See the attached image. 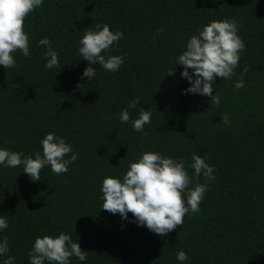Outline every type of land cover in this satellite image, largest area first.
<instances>
[{"label":"trees","instance_id":"16d2710c","mask_svg":"<svg viewBox=\"0 0 264 264\" xmlns=\"http://www.w3.org/2000/svg\"><path fill=\"white\" fill-rule=\"evenodd\" d=\"M223 19L237 22L245 50L231 79H215L212 94L221 98L215 107L209 96L185 94L189 81L176 59L198 29ZM96 24L123 32L102 54L124 62L114 73L94 64L96 76L88 80L77 50ZM24 31L30 56L17 51L15 67L0 66V148L33 155L51 132L79 158L59 176L45 166L39 181L23 166L0 165V216L8 218L0 240L7 237L14 264H29L36 237L60 232L88 252L70 264H264V0H43ZM44 37L60 69L44 67L46 49L38 43ZM137 97V107L128 108ZM125 108L131 119L140 108L152 113L146 136L120 121ZM225 112L228 125L220 120ZM147 151L183 158L190 176L194 153L215 168L200 212L166 236L138 226L131 213L123 219L101 208L102 180L122 179ZM179 251L189 259L178 261Z\"/></svg>","mask_w":264,"mask_h":264},{"label":"clouds","instance_id":"9594fccd","mask_svg":"<svg viewBox=\"0 0 264 264\" xmlns=\"http://www.w3.org/2000/svg\"><path fill=\"white\" fill-rule=\"evenodd\" d=\"M42 4L43 0H0V66L5 69L15 67L13 54L17 51L25 57L30 56L29 36L24 31V21ZM238 27L234 19L213 20L187 40L185 50L176 59V65L183 66L181 77L189 81L190 86L185 94L209 96L210 104L219 107L221 98L218 94H212L213 83L217 77L227 80L235 75L240 53L245 50L244 41L237 34ZM162 31L158 29L152 39L155 40ZM122 39L123 32H113L107 24H96L95 29L85 31L77 50V55L88 64L81 74L82 78L91 80L96 76L97 70L92 67L94 64L109 72L118 71L124 62L123 56L106 58L102 53L108 52ZM38 43L46 49L41 57L46 60L44 67L60 69L59 54L53 50L52 42L44 37ZM248 70V66H245L242 71L247 73ZM174 72L175 68L169 69L166 75L171 76ZM234 86L237 89L244 86L243 75ZM138 103L137 97L129 101L128 108L135 109ZM128 108L121 111L120 121L125 124L131 122L134 131L146 136L145 125L151 123L152 113L140 108L138 118L131 119ZM220 120L225 125L230 124L226 112ZM40 145L42 152L36 151L27 156L22 152L0 148V165L11 168L23 166V172L31 180L39 181L45 166H50L51 171L59 176L68 172L69 166L79 158L72 146L55 133H47ZM191 160L189 167L193 169L192 176L188 174L183 158H171L152 151L142 153L138 160L130 162L122 179L105 177L102 180L101 208L111 214H119L123 219H127V214L131 213L138 226L166 236L178 226H183L186 215L200 212V204L208 190L207 184L215 179V168L205 158L194 153ZM201 176L205 178L203 184L199 183ZM189 185L193 187L189 188ZM7 227V216H0V230ZM76 241L65 232L55 237L38 236L28 254L29 264H70L72 257L85 261L88 252L82 250ZM8 253V240L4 237L0 240V256L7 257L3 264H14L16 258ZM176 258L181 262L189 259L184 251H179Z\"/></svg>","mask_w":264,"mask_h":264}]
</instances>
